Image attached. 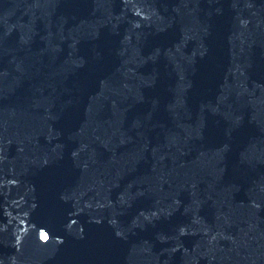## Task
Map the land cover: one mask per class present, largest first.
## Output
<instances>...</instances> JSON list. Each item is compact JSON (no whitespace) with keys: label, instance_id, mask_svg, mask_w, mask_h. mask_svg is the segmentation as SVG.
I'll list each match as a JSON object with an SVG mask.
<instances>
[{"label":"water","instance_id":"1","mask_svg":"<svg viewBox=\"0 0 264 264\" xmlns=\"http://www.w3.org/2000/svg\"><path fill=\"white\" fill-rule=\"evenodd\" d=\"M0 264H264V0H0Z\"/></svg>","mask_w":264,"mask_h":264}]
</instances>
